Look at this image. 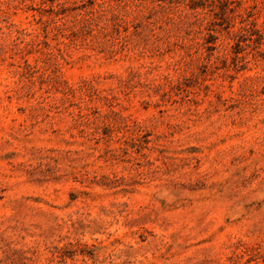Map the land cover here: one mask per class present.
<instances>
[{
	"label": "clouds",
	"instance_id": "clouds-1",
	"mask_svg": "<svg viewBox=\"0 0 264 264\" xmlns=\"http://www.w3.org/2000/svg\"><path fill=\"white\" fill-rule=\"evenodd\" d=\"M220 2L0 0V264H264V0L212 52Z\"/></svg>",
	"mask_w": 264,
	"mask_h": 264
},
{
	"label": "rangeland",
	"instance_id": "rangeland-1",
	"mask_svg": "<svg viewBox=\"0 0 264 264\" xmlns=\"http://www.w3.org/2000/svg\"><path fill=\"white\" fill-rule=\"evenodd\" d=\"M227 8H228L227 0H223L222 2L217 4L218 10L216 12H214V21L212 23H210L209 28H208L210 35L206 39L207 50L214 52L216 42L219 38L218 35H216V32L218 30H223L226 32L228 30V27H230V25L227 23V20H226ZM46 11L50 13L52 10L48 9ZM41 43L45 48H47L49 46L47 39H45ZM234 47H239V45H235ZM9 67L11 68L13 66L9 65ZM25 69H26L27 73H29V74L31 73V67L28 65L27 61H25ZM3 75H4L3 70H0V79H2ZM83 86L87 87V83L85 82ZM2 88H3V86L0 85V91H2ZM7 103L9 105H11L13 103L12 96L9 95L7 97ZM15 111H16L17 115L22 113V109H20V108H16ZM10 118H11V113H9V119ZM74 254L75 253L72 250H68L64 253V256H66L69 260H71ZM81 254H83V252Z\"/></svg>",
	"mask_w": 264,
	"mask_h": 264
},
{
	"label": "trees",
	"instance_id": "trees-1",
	"mask_svg": "<svg viewBox=\"0 0 264 264\" xmlns=\"http://www.w3.org/2000/svg\"><path fill=\"white\" fill-rule=\"evenodd\" d=\"M223 0H221V2H222Z\"/></svg>",
	"mask_w": 264,
	"mask_h": 264
}]
</instances>
